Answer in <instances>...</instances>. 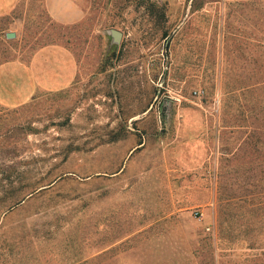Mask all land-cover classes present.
Listing matches in <instances>:
<instances>
[{"label": "rangeland", "instance_id": "1", "mask_svg": "<svg viewBox=\"0 0 264 264\" xmlns=\"http://www.w3.org/2000/svg\"><path fill=\"white\" fill-rule=\"evenodd\" d=\"M78 1L0 18V65L78 64L0 104V264H264V0Z\"/></svg>", "mask_w": 264, "mask_h": 264}, {"label": "crops", "instance_id": "2", "mask_svg": "<svg viewBox=\"0 0 264 264\" xmlns=\"http://www.w3.org/2000/svg\"><path fill=\"white\" fill-rule=\"evenodd\" d=\"M22 1L0 0V18L12 17ZM41 4L50 20L63 26H77L86 15L78 0H41ZM77 73L78 64L68 49L61 45L43 47L30 62L15 60L0 65V104L17 108L39 92L65 90Z\"/></svg>", "mask_w": 264, "mask_h": 264}, {"label": "water", "instance_id": "3", "mask_svg": "<svg viewBox=\"0 0 264 264\" xmlns=\"http://www.w3.org/2000/svg\"><path fill=\"white\" fill-rule=\"evenodd\" d=\"M6 38L9 40L15 39L16 33L15 32H8V33H6Z\"/></svg>", "mask_w": 264, "mask_h": 264}]
</instances>
